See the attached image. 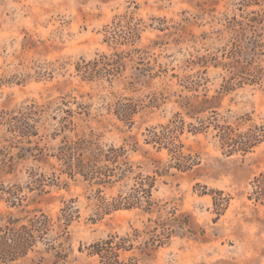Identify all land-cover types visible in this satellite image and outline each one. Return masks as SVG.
<instances>
[{
	"label": "rangeland",
	"instance_id": "374dc122",
	"mask_svg": "<svg viewBox=\"0 0 264 264\" xmlns=\"http://www.w3.org/2000/svg\"><path fill=\"white\" fill-rule=\"evenodd\" d=\"M236 45L246 53L256 49L262 80L225 92V56ZM205 93L214 98L212 109L188 116L182 103L201 102ZM32 104L39 133L32 147L43 154L35 151L36 158L11 173L0 171V213L19 219L45 213L54 221L68 207L74 213L66 233L55 228L15 264H101L91 245L143 231L150 219L173 229L171 239L149 258L138 250L122 258L264 264V208L247 199L250 183L264 171V141L245 156L229 154L208 124L249 119L242 131L264 126V0H0V111L16 114ZM123 107L136 111L132 125L119 116ZM177 114L186 122L178 142L190 168L158 177L153 213L102 211L99 197L111 201L133 181L90 185L70 177L56 157L64 140L95 135L108 145L126 144L130 161L141 167L136 172L155 176L151 160L168 163L171 156L146 142L148 130ZM201 121L210 126L205 132L188 131ZM7 137L0 125V148ZM215 197L226 207L220 216Z\"/></svg>",
	"mask_w": 264,
	"mask_h": 264
},
{
	"label": "trees",
	"instance_id": "16d2710c",
	"mask_svg": "<svg viewBox=\"0 0 264 264\" xmlns=\"http://www.w3.org/2000/svg\"><path fill=\"white\" fill-rule=\"evenodd\" d=\"M126 18V17H125ZM128 19L134 20L133 15ZM243 28L240 33L244 32ZM139 27L136 28L134 36L139 37ZM111 35H113L111 33ZM116 40L114 36H112ZM259 44V43H257ZM257 47V46H256ZM255 50V51H254ZM256 49L251 53H246L244 48L236 45L228 55V63L223 67L229 72V79L225 80L224 91H230L243 82L250 84L258 83L262 80L261 69L254 66ZM200 87L201 81L193 84ZM197 90V89H196ZM201 102L185 99L182 108L186 114L192 118L212 109L214 98L209 99L208 94H204ZM37 106L32 104L16 114L0 111V125L5 126L8 134L4 138L5 145L0 148V171L11 173L20 161L26 160L29 156L36 158L43 154V150L38 146L32 147L33 138L38 137L36 129ZM216 111H213L215 113ZM136 113L134 109L123 107L121 114L123 121L133 124L132 116ZM249 119L243 120L235 126L231 124H220L217 118H210L208 124L217 131L216 137L221 146L229 154L240 153L245 156L252 152L264 141V126L250 125L247 130L242 131V127ZM188 131L194 134L205 132L209 125L201 121L200 127L190 124ZM186 129V122L181 114L175 116V120L160 129L148 130V144L158 145L159 149L166 148L171 156L168 163L152 159L155 165V176L145 175L143 172H136L141 169L130 161L129 149L126 144L121 146L108 145L101 142L100 137L90 135L81 137L77 141L64 140L56 155L61 162L66 173L74 178L77 175L90 185H116L125 181H133L132 187L124 194L113 198L111 201L104 197H99L100 208L104 212L118 210L142 209L148 213H153L156 203L153 200V191L156 188L158 177L167 176L172 168L179 171L188 170L190 167L184 165L185 158L179 144V137ZM1 146V142H0ZM18 150L16 153H13ZM221 197L224 192H214ZM219 198H214V205L220 216L226 207L218 202ZM247 199L255 207L264 208V171L257 175L250 183ZM15 202V201H14ZM229 202V198L226 200ZM15 204V203H14ZM225 206V205H224ZM73 210L68 207L63 214L54 221L49 215L41 213L29 219H19L12 215L0 213V264H15L25 259L35 250L39 243L47 242L51 232L58 229V233H66L69 222L73 217ZM178 219H175L177 221ZM145 230L135 229L132 235L121 237L111 235L107 239L101 240L90 246L92 256H97L101 264H140L136 257L128 259L122 258L126 253L138 250L144 258H149L160 247L167 244L171 239L173 229L166 227L160 219L149 220ZM187 226V223H180L179 227ZM51 248H54L51 245Z\"/></svg>",
	"mask_w": 264,
	"mask_h": 264
}]
</instances>
